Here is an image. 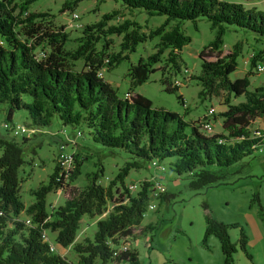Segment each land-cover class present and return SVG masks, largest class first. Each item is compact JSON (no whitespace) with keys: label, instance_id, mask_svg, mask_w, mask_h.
Returning <instances> with one entry per match:
<instances>
[{"label":"trees","instance_id":"1","mask_svg":"<svg viewBox=\"0 0 264 264\" xmlns=\"http://www.w3.org/2000/svg\"><path fill=\"white\" fill-rule=\"evenodd\" d=\"M34 1L0 0L3 127L11 128L8 122L17 109L26 110L30 125L36 130L48 126L51 118L56 117L64 126L84 125L92 141L120 149L130 155V160L124 162L105 186L98 182L102 167L86 173L87 183L83 188L48 212L46 195L74 181L84 158L71 155V167L64 170L56 157L47 181L32 190L34 200L24 206L19 196L18 172L23 164H28L24 160L26 153L35 154L34 148L25 151L13 138L0 136V264H73L51 250L43 239L45 230L55 233L54 241L61 247L72 245L77 256L75 264H94L96 259L99 264H140L134 249H120L126 244L122 239L135 240L139 235L149 234V244L155 225L139 226L149 200L150 181H142L139 190L131 195L122 182L130 168H140L143 161L160 164L166 158L172 159L169 169L177 176L183 175L188 188L198 190L225 184L224 168L253 151L264 150V132L251 129L256 118L264 117V86L247 90L246 75L230 80L228 75L236 66L238 44L225 53L220 48L221 24L234 25L264 37V10L225 0H118L124 7L140 10L147 16L163 15L164 20L144 33L131 19L107 25L108 20L116 17V12L105 13L98 21L83 25L76 48L65 51L67 33L63 26L52 25L53 17L48 13L28 11ZM77 1L80 0H65L60 11L71 9ZM199 17L209 21L214 37L197 53L200 69L192 78L200 85L198 95L202 98L225 93V109L219 113L221 132L208 134L200 130L199 119L190 123L186 131L188 124L180 115L153 108L149 99L132 94L130 89L126 96H117L99 75L102 68L109 69L127 59L138 43L154 36L158 37L155 50L127 68L130 88L147 80L165 51L164 65L170 64L172 71H179V52L190 39L177 24L168 26L172 20L194 21ZM110 35H121L114 53L107 51ZM97 43H100L99 49H96ZM36 50L41 51L40 57L36 56ZM211 57L213 59H208ZM78 59H82L83 68L69 69L68 60ZM263 59L264 47L253 52L248 62L254 67ZM160 82L168 93L177 90L178 86L171 84L164 74ZM238 96H243V101L230 102V97ZM175 98L183 103L180 94H175ZM256 131L260 134L255 135ZM150 177L160 180L156 175ZM167 196L165 190L159 197L168 199ZM107 201H111L112 207L105 217L96 221L92 237L74 242L81 216L101 215ZM252 201H257L256 193ZM202 207L207 209L205 202ZM21 212L28 223L18 218ZM227 226L206 215L203 239L215 236L223 264H232L235 245L229 239ZM246 243L240 229L237 244L249 257Z\"/></svg>","mask_w":264,"mask_h":264},{"label":"rangeland","instance_id":"2","mask_svg":"<svg viewBox=\"0 0 264 264\" xmlns=\"http://www.w3.org/2000/svg\"><path fill=\"white\" fill-rule=\"evenodd\" d=\"M64 1L35 0L29 5L28 11L48 13L53 17L52 25L63 26V30L67 33L65 51H73L76 48L77 38L81 34L83 25L98 21L105 13L116 12V17L108 20L107 25L131 19L140 25V31L144 33L154 29L164 20L163 15L147 16L140 10L124 7L118 0H80L72 5L71 9L60 11ZM225 1L241 3L246 8L254 7L256 10H264V0H251L256 2L248 7L242 3L245 0ZM175 24L190 39L189 43L184 45L179 52L177 60L179 71H172L170 64L167 67L164 65L165 51L161 55L160 61L154 65L156 70L148 75L147 80L130 88V79L126 74L127 68L129 65L135 64L138 58H144L155 50L158 37L154 36L138 43L135 49L128 53L127 59L119 61L109 69L102 68L100 75L111 85L119 97H124L126 91L130 89L132 94L138 93L149 99L153 108L177 113L188 124L185 127L186 131H188L190 123L201 119L206 114V110L212 108L213 115L208 118L212 122L214 130H219L221 119L219 113L225 109L223 102L225 93L220 92L219 95L202 98L198 95L201 87L192 78L199 74L200 60L197 53L213 39L214 29L210 27L209 21L204 17H199L194 21L172 20L168 27ZM221 29L220 48L222 53L230 51L235 43L238 44L236 66L234 71L228 75L229 79L233 80L246 75L247 90H252L256 86H264V71H255V68L251 67L248 62L250 53L264 47V37L234 25L221 24ZM109 39H111V43L107 51L114 53L118 50L121 35H110ZM99 47L100 43H97L96 49ZM35 53L37 57L41 56L40 50H36ZM208 59H213V57ZM243 62L247 64L244 65ZM256 63L264 64V59ZM67 66L73 71H78L83 68V61L82 59L68 60ZM162 74L168 77L170 83L174 79L181 82L174 93L164 90V85L160 82ZM181 78H183V82ZM175 94H180L182 104L177 101ZM23 98L26 99V97ZM240 101H243V96L230 97L231 103ZM4 110L5 106L0 104V136L13 138L23 145L25 151L32 147L35 151L34 155L26 153L24 160L28 164H23L18 172L19 196L24 206L34 200L32 190L47 181L59 152H63L67 156L77 154L84 159L74 181L64 188L54 189L46 195V210L48 212L62 204L64 199L70 197L74 191L77 192L83 188L87 183L86 173L97 171L99 166L102 167L98 182L105 186L116 175L124 162L130 160L128 153L92 141L87 129L82 124L64 126L56 117H52L48 126L33 131V126L30 125V119L24 109L14 110L8 125L24 126L26 131L20 136H12L10 129L7 127V130L3 127L5 123ZM251 129L264 132V117L253 123ZM77 131L80 135L76 134ZM24 139L25 141H23ZM60 146L62 147L60 148ZM170 161L172 159L168 158L160 161L164 167L163 171H154L148 161H143L140 168H130L122 179L125 187L133 183L137 185L133 189H128L129 193L134 195L139 190L141 182L146 181L149 175H155V172L168 195V199H149L154 208L146 210L140 220L139 226L148 223L155 225V230L150 234L149 249L147 247L149 234L139 235L135 240L130 237L122 239L130 249L137 252L140 264H223V255L217 238L208 235L203 239L206 215L228 225L227 234L235 245L232 264H264V225L259 216L260 210L264 215V150L253 151L240 161L224 168L226 175L223 181L225 184L198 190L188 188L184 176H177L169 169ZM71 162L72 160L64 167L65 170L70 169ZM116 185L119 184L116 183ZM254 193L257 195V201H252ZM203 202L207 205L206 210L202 207ZM111 207V201H107L106 209L101 215L81 216L74 242H82L84 238H91L96 221L105 217ZM18 218L27 219L23 212L19 214ZM240 229L243 230L247 239L245 247L249 257L239 249L237 244ZM43 235V239L53 252L62 255L73 264L76 263L77 256L72 245L61 247L55 243L54 232L45 230ZM94 264H99V260L96 259Z\"/></svg>","mask_w":264,"mask_h":264},{"label":"built area","instance_id":"3","mask_svg":"<svg viewBox=\"0 0 264 264\" xmlns=\"http://www.w3.org/2000/svg\"><path fill=\"white\" fill-rule=\"evenodd\" d=\"M251 56H252V53H250L248 59ZM254 68H255V71H257V72H263L264 71V64L256 63ZM99 75H100V73H99ZM181 81L183 82V78H181ZM172 84L178 86L181 84V82L174 79L172 81ZM125 96H126V94H125ZM212 115H213V109L208 108L206 110V114L201 119H199L198 125H199V128L201 131H203L205 133H212V129H213L212 122L208 118V116L212 117ZM32 130L34 131L36 129L33 128ZM25 131H26V129L24 126L11 125V128H10V133L12 136H20ZM76 134L79 135L80 133L77 131ZM254 134L259 135L260 133L258 131H256ZM61 147L62 146H60V148ZM57 159L60 161V165L64 169V167L70 163L71 156H67L63 152H59V154L57 155ZM150 164L153 167L154 171H157V170L163 171V169H164V167L162 165L158 164L156 161H151ZM147 181H150V185L148 186V199H157V198H159V196L161 194H163L165 192V187L160 182V180L156 179L155 177H150V179H148ZM136 186L137 185L135 183L128 184L127 189L130 190V189L135 188ZM153 208H154L153 204H151L148 200L145 211L146 210H152ZM25 222L28 223L27 220ZM128 248L129 247L126 244H123L120 246V249H128Z\"/></svg>","mask_w":264,"mask_h":264},{"label":"crops","instance_id":"4","mask_svg":"<svg viewBox=\"0 0 264 264\" xmlns=\"http://www.w3.org/2000/svg\"><path fill=\"white\" fill-rule=\"evenodd\" d=\"M232 1H233V0H232ZM235 1H236V0H235ZM237 2H240V1H237ZM255 2H256V1L245 0V2H242V3H243L245 6L248 7V6H252L253 4H255ZM243 63H244V62H243ZM245 64H247V63H244V65H245ZM260 118H261V117H260ZM260 118H256V119L254 120L253 123H256L257 120L260 119ZM219 124H220V122H219ZM212 131H213V132H221V128H220L219 130H214V127H213ZM154 174L156 175L155 172H154ZM150 176H154V175H149L147 179H149ZM166 194H167V191H166ZM159 198H160V197H159ZM148 246H149V248H150V243L148 244Z\"/></svg>","mask_w":264,"mask_h":264}]
</instances>
